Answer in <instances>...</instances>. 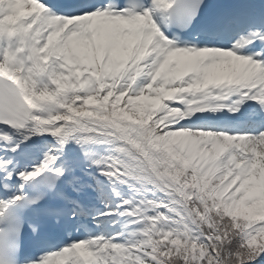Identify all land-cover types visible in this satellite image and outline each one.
I'll return each mask as SVG.
<instances>
[{
	"label": "snow or ice",
	"instance_id": "snow-or-ice-1",
	"mask_svg": "<svg viewBox=\"0 0 264 264\" xmlns=\"http://www.w3.org/2000/svg\"><path fill=\"white\" fill-rule=\"evenodd\" d=\"M0 264H264V0H0Z\"/></svg>",
	"mask_w": 264,
	"mask_h": 264
}]
</instances>
